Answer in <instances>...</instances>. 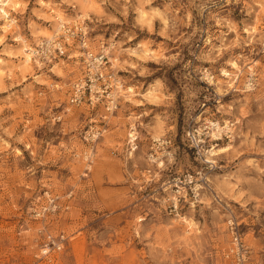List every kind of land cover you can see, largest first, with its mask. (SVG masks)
<instances>
[{
  "label": "rangeland",
  "instance_id": "rangeland-1",
  "mask_svg": "<svg viewBox=\"0 0 264 264\" xmlns=\"http://www.w3.org/2000/svg\"><path fill=\"white\" fill-rule=\"evenodd\" d=\"M0 5L16 19L0 17V264H235L230 223L245 264H264V0ZM58 20L84 23L93 51L109 47L114 112L69 105L79 58L28 64L16 38L36 43ZM162 137L171 156L158 167L147 155ZM204 172L213 191L169 213L167 182ZM47 234L64 241L43 258Z\"/></svg>",
  "mask_w": 264,
  "mask_h": 264
},
{
  "label": "built area",
  "instance_id": "built-area-1",
  "mask_svg": "<svg viewBox=\"0 0 264 264\" xmlns=\"http://www.w3.org/2000/svg\"><path fill=\"white\" fill-rule=\"evenodd\" d=\"M90 35L84 23L59 24L49 37L39 39L30 47L33 50L32 58L44 65L66 58L72 60L80 59L81 72L78 78L70 85L68 93V103L70 106H87L95 108L102 105L107 113L114 112L118 107L120 81L112 74L111 63L109 62V47L102 45L96 52L92 50L87 41ZM91 49V50H90ZM107 52H106V51ZM75 52V54H74ZM77 53V54H76ZM94 133V134H93ZM95 138L99 133L93 132ZM185 139L189 150L193 154L203 153L201 137L193 131L185 134ZM172 140L162 137L153 140L148 153L149 163L164 164V158L170 157ZM138 136L134 130L128 135L127 149L129 153L137 150ZM204 169L212 171L215 169L214 161L206 158L202 162ZM209 172H204L199 178H194L193 174L173 177L165 185L169 191L166 202H168L169 213L178 217L184 208H194L198 203L202 191L211 192V182ZM196 174H199L196 173ZM231 235V248L227 256H231L235 264H245L249 251L245 247L242 236L233 223L229 224ZM64 241L63 235L54 238L51 234L46 235V240L40 249L41 257L49 258L52 253L61 251Z\"/></svg>",
  "mask_w": 264,
  "mask_h": 264
},
{
  "label": "bare ground",
  "instance_id": "bare-ground-1",
  "mask_svg": "<svg viewBox=\"0 0 264 264\" xmlns=\"http://www.w3.org/2000/svg\"><path fill=\"white\" fill-rule=\"evenodd\" d=\"M7 2L8 1H10V0H6ZM4 6H5V4H3ZM3 5H0V17L3 19V20H5L6 21V23H16V19L15 18H9V14L7 13V14H5V13H3V10H2V7L1 6H3ZM7 19V20H6ZM64 23H69V22H66V21H64V20H58V25L59 24H64ZM15 41H17V42H19V43H21L22 42V44H23V47H24V50H25V54H26V56L28 57V61L27 62H29V64H31L32 62L33 63H36L38 66H42V63L41 62H38L37 60H34L33 58H32V53H33V50L30 48L31 46H32V44H27V42L25 41V38L23 39V37H19V38H16V40ZM87 43H88V45L90 46V41H89V39H88V41H87ZM91 50V49H90ZM108 51H109V48L107 49ZM106 51V50H105ZM107 52V51H106ZM25 60V59H24ZM130 90V89H129ZM149 93V92H148ZM150 95V94H149ZM150 97V96H149ZM226 124H227V122H226ZM228 126H226V128H227ZM226 150V148H221V149H219L217 152L218 153H223L224 151ZM160 165H163V164H160ZM190 221V223H189V225L190 226H193L194 225V223L191 221V220H189Z\"/></svg>",
  "mask_w": 264,
  "mask_h": 264
},
{
  "label": "crops",
  "instance_id": "crops-1",
  "mask_svg": "<svg viewBox=\"0 0 264 264\" xmlns=\"http://www.w3.org/2000/svg\"><path fill=\"white\" fill-rule=\"evenodd\" d=\"M28 64H29V62H28Z\"/></svg>",
  "mask_w": 264,
  "mask_h": 264
}]
</instances>
